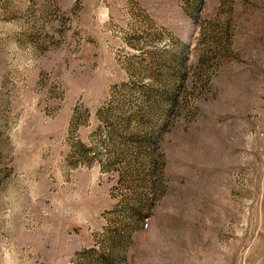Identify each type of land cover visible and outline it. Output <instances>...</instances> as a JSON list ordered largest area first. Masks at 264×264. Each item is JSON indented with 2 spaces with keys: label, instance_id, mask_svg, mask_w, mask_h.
<instances>
[{
  "label": "rangeland",
  "instance_id": "obj_1",
  "mask_svg": "<svg viewBox=\"0 0 264 264\" xmlns=\"http://www.w3.org/2000/svg\"><path fill=\"white\" fill-rule=\"evenodd\" d=\"M0 264H264V0H0Z\"/></svg>",
  "mask_w": 264,
  "mask_h": 264
}]
</instances>
